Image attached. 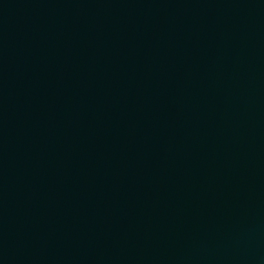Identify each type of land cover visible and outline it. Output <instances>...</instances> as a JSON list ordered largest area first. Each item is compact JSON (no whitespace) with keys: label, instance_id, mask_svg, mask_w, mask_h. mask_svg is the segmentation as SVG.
Returning a JSON list of instances; mask_svg holds the SVG:
<instances>
[{"label":"water","instance_id":"95a60500","mask_svg":"<svg viewBox=\"0 0 264 264\" xmlns=\"http://www.w3.org/2000/svg\"><path fill=\"white\" fill-rule=\"evenodd\" d=\"M0 264H264V0H0Z\"/></svg>","mask_w":264,"mask_h":264}]
</instances>
